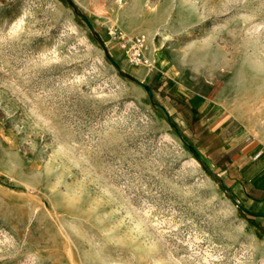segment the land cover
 <instances>
[{"label": "rangeland", "instance_id": "rangeland-1", "mask_svg": "<svg viewBox=\"0 0 264 264\" xmlns=\"http://www.w3.org/2000/svg\"><path fill=\"white\" fill-rule=\"evenodd\" d=\"M204 132L264 154V0H0V264H264Z\"/></svg>", "mask_w": 264, "mask_h": 264}, {"label": "crops", "instance_id": "crops-1", "mask_svg": "<svg viewBox=\"0 0 264 264\" xmlns=\"http://www.w3.org/2000/svg\"><path fill=\"white\" fill-rule=\"evenodd\" d=\"M192 119L190 115L186 123L192 124ZM207 132L202 135L203 140L207 146L210 145L213 156H219L217 160L222 162L225 179L236 188L237 197L245 200L253 213L264 218V154H261V150H253L255 145L243 146L238 136L225 140L226 137L211 136L210 133L207 138Z\"/></svg>", "mask_w": 264, "mask_h": 264}, {"label": "built area", "instance_id": "built-area-1", "mask_svg": "<svg viewBox=\"0 0 264 264\" xmlns=\"http://www.w3.org/2000/svg\"><path fill=\"white\" fill-rule=\"evenodd\" d=\"M112 34L117 41V45L128 55L132 63L151 66L150 59L143 51V35L127 36L121 33L116 34V31H112Z\"/></svg>", "mask_w": 264, "mask_h": 264}, {"label": "bare ground", "instance_id": "bare-ground-1", "mask_svg": "<svg viewBox=\"0 0 264 264\" xmlns=\"http://www.w3.org/2000/svg\"><path fill=\"white\" fill-rule=\"evenodd\" d=\"M155 51V50H154ZM157 54V53H156ZM154 57V56H153ZM171 61V60H170ZM164 63V62H163ZM158 64V63H157Z\"/></svg>", "mask_w": 264, "mask_h": 264}, {"label": "water", "instance_id": "water-1", "mask_svg": "<svg viewBox=\"0 0 264 264\" xmlns=\"http://www.w3.org/2000/svg\"><path fill=\"white\" fill-rule=\"evenodd\" d=\"M135 80V79H134Z\"/></svg>", "mask_w": 264, "mask_h": 264}]
</instances>
